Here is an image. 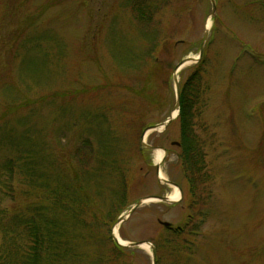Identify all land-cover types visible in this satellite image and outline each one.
I'll return each mask as SVG.
<instances>
[{"label": "rangeland", "instance_id": "1", "mask_svg": "<svg viewBox=\"0 0 264 264\" xmlns=\"http://www.w3.org/2000/svg\"><path fill=\"white\" fill-rule=\"evenodd\" d=\"M214 1L215 17L211 0H0V166L14 161L0 216L43 203L24 171L32 147L85 211L63 214L81 236L60 264H153L151 248L113 255L120 217L125 242L160 246L158 264H264V0ZM209 19L201 59L177 76L202 68L192 130L205 171L184 177L178 116L151 130L144 142L166 151L160 169L182 197L127 217L173 190L141 141L174 112L175 68L200 55ZM123 187L124 210L103 225Z\"/></svg>", "mask_w": 264, "mask_h": 264}, {"label": "trees", "instance_id": "2", "mask_svg": "<svg viewBox=\"0 0 264 264\" xmlns=\"http://www.w3.org/2000/svg\"><path fill=\"white\" fill-rule=\"evenodd\" d=\"M201 73L202 68L199 65L198 69L188 81L180 86V113L178 119L181 126L182 142L181 152L178 158L183 169L184 177L188 178L189 182L193 181L192 177L197 172L205 171V164L202 162V165H200L199 163L202 154L193 140L194 135L192 130V118L196 113V101L199 92L196 85L200 80ZM31 149L32 147L26 151L28 153L25 155V159L27 158L26 165L29 166L24 171L27 177L29 176L34 179L33 188L36 190L39 189L41 192L45 191L41 196L43 203H39L33 208V205L27 206L24 210L18 212V214L9 217L7 222L4 221L5 217L1 214L0 233L3 241L0 245V264H60L61 261H66L71 257H79V254L75 255L71 252L72 248H69V245L81 235L75 233L78 227L74 226L73 223H71L73 226L67 223L64 217L73 212L75 215H72V217L75 221L79 222L78 215L81 213L82 215L85 214L82 208L80 210L75 209L77 206L76 199L80 192L74 188L72 183H68V181L62 182L56 172L51 173L48 171L50 166L48 167L47 165L49 164L46 165L45 163L44 172L40 171L39 166L42 165L41 163H43L44 159L37 160L32 155L33 151L30 153ZM12 159H9L7 163L1 165L0 171L10 166L14 167V161ZM83 160L81 162H85V159ZM121 174L119 175L121 176ZM9 175L3 174L0 175V178L12 176ZM189 175L192 179H190ZM120 183L122 184V181ZM126 195V189L123 187L119 201L116 202L114 209L101 215L99 221L103 225H106L104 222L106 220L112 222V219L114 220L116 218V213L124 210L122 207L126 202ZM80 202H83L82 205L87 207L88 204L84 198ZM169 229L173 232L182 231L180 228ZM120 235L122 238H125L121 231ZM21 238L24 242L18 244V240ZM110 239L113 242L112 253L115 257L123 254L125 251L131 250L130 248L119 246L112 240V236ZM156 248L158 264L159 258L157 252L160 246L157 245Z\"/></svg>", "mask_w": 264, "mask_h": 264}, {"label": "water", "instance_id": "3", "mask_svg": "<svg viewBox=\"0 0 264 264\" xmlns=\"http://www.w3.org/2000/svg\"><path fill=\"white\" fill-rule=\"evenodd\" d=\"M212 1V13L211 15L213 17L216 16V4H215V1L214 0H211ZM208 37V29L206 30V33L204 35V38H203V42H202V45H201V48H200V55L198 57V60L201 59V56H202V53H203V49H204V45H205V42H206V39ZM197 60V61H198ZM187 62V59H184L182 60L178 65L177 67L175 68V71H174V81H175V88H176V105H175V108H174V111H178L179 112V109H180V84H179V81H178V77H177V73L178 71L181 70V68L184 66V64H186ZM174 120V117L172 114L169 115V117L167 118V120L161 124H157V125H154V126H151L149 128H147L145 131H144V136L142 138V141L141 143L151 149V150H154L156 149L155 147H152V146H148L145 144L144 140H145V135L148 131H151V130H156L160 127H163L164 129ZM165 156H166V151H165V155H164V158L163 160L165 159ZM163 162V161H162ZM159 172H160V165H158L157 167V174H158V178H159ZM160 179V178H159ZM166 184H169V185H173L177 188H179L175 183L173 182H170V181H167L165 182ZM152 200L156 199L158 201H166V202H170L167 200V197H164V196H161V197H152L150 198ZM144 202H146L145 200H141V201H138L134 206L133 208L130 210L129 214L127 215V217L131 216L136 209H138ZM125 221V218L124 217H120L116 223V226L117 225H120L122 222ZM162 225H164L165 227H170L171 224L168 223V222H161ZM113 239L120 245V246H123V247H128V248H137V247H141L143 244H150L148 242H139V243H126V244H121L117 238L115 237V235L113 236ZM151 245V249H152V259H153V264H157V255H156V247L155 245Z\"/></svg>", "mask_w": 264, "mask_h": 264}, {"label": "bare ground", "instance_id": "4", "mask_svg": "<svg viewBox=\"0 0 264 264\" xmlns=\"http://www.w3.org/2000/svg\"><path fill=\"white\" fill-rule=\"evenodd\" d=\"M212 25V21L209 19L208 22H207V29L210 28V26ZM198 57L199 56H189L187 57V62L186 64H184V66L181 68L184 69L186 66L190 65V64H193L195 62H197L198 60ZM180 70V71H181ZM180 71H178L177 73V76L178 74L180 73ZM173 117H175L177 115V112L174 111L172 113ZM159 129H163V127H160ZM148 133H150V131L147 132V134L145 135V140H146V136L148 135ZM164 155H165V151L162 150V149H155V152H154V158H155V163L156 165H161L162 164V161H163V158H164ZM159 178L162 182H167V177L166 175L162 172V170L160 169V172H159ZM172 187V192L167 196V200L170 201V202H177L181 199L182 195H181V191L179 188L173 186V185H170ZM146 202H150V201H158L156 199L152 200V199H147L145 200ZM118 227L119 225L115 226L114 227V230H113V233L115 235V237L117 238V240L121 243V244H126L127 242H125L119 235V232H118ZM141 247L145 248V249H150L151 248V245L150 244H143Z\"/></svg>", "mask_w": 264, "mask_h": 264}, {"label": "flooded vegetation", "instance_id": "5", "mask_svg": "<svg viewBox=\"0 0 264 264\" xmlns=\"http://www.w3.org/2000/svg\"><path fill=\"white\" fill-rule=\"evenodd\" d=\"M177 146H179V144Z\"/></svg>", "mask_w": 264, "mask_h": 264}]
</instances>
